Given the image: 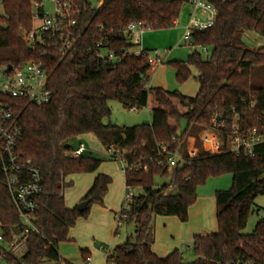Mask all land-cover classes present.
Returning <instances> with one entry per match:
<instances>
[{
    "label": "trees",
    "instance_id": "16d2710c",
    "mask_svg": "<svg viewBox=\"0 0 264 264\" xmlns=\"http://www.w3.org/2000/svg\"><path fill=\"white\" fill-rule=\"evenodd\" d=\"M79 10L74 45L65 55L51 46L28 47L20 38L31 27L29 0H4L0 17V65L22 66L34 61L45 71L46 88L52 93L48 104L0 98L16 115L21 130L16 152L19 162L39 170L42 194L34 214L37 232H29L20 256H7V264H61L58 245L68 241V233L79 219H86L92 205L103 207L111 178L98 174L81 202L86 211L68 209L63 192L72 186L71 175L95 173L101 160L84 152L73 158L71 142L82 135H93L105 149H128L125 186L140 191L123 202L118 223L132 224V235L107 254L106 264H235L247 260L264 264V217L251 234H243L255 198L264 196V145L253 148L248 157L243 149L230 151L232 126L245 134L264 125V46L249 50L243 35L253 32L264 39V0H225L215 3L214 25L192 35V52L185 62L171 63L179 84L196 71L198 91L187 97L161 88H146L150 66L129 54L132 48L126 30L140 24L147 30L174 27L186 0H103L92 6L76 0ZM103 43L102 47H98ZM208 53L203 59L201 52ZM111 53L113 60L103 57ZM109 101L126 111L147 108L150 122L141 126H115L103 121L110 116ZM215 118L218 129L212 130ZM185 127L180 130V124ZM211 131L219 151L211 154L201 135ZM178 153L180 160L169 168L157 157V145ZM68 146V148H65ZM189 148L196 149L193 157ZM151 161V162H150ZM163 165L159 166L158 162ZM147 166V171L135 165ZM223 174L232 177L231 188L216 191L215 233L196 235L191 248L195 261L186 263L174 250L165 258L152 251L154 219H188V209L197 199V189L209 178ZM167 184L154 188L155 179ZM174 188L177 194L167 191ZM22 230L2 173L0 155V234L9 240ZM83 264L88 252L81 251Z\"/></svg>",
    "mask_w": 264,
    "mask_h": 264
},
{
    "label": "built area",
    "instance_id": "2783aa9c",
    "mask_svg": "<svg viewBox=\"0 0 264 264\" xmlns=\"http://www.w3.org/2000/svg\"><path fill=\"white\" fill-rule=\"evenodd\" d=\"M92 6H98L103 0H86ZM225 0H186L191 8L189 21L185 27L183 41L193 49L191 42L195 31H204L212 27L217 18L215 3ZM3 2L0 0V9L3 11ZM31 5L30 30L21 34L22 41L30 48L48 45L65 55L74 45V33L77 24L79 10L76 0H29ZM145 28L140 24H130L126 33L130 36L132 48L129 54L144 59L150 67L163 64L157 52H150L140 47L139 37ZM247 37V36H246ZM100 43L98 47H102ZM103 57L113 60L111 53H102ZM47 77L40 63L31 61L22 66L0 65V98H14L29 101L37 106L48 104L52 93L46 88ZM131 109L130 111H136ZM212 130L218 129L215 118L210 120ZM21 130L17 123L16 115L11 108L0 101V155L2 173L6 186L18 212V218L22 230L11 234L9 240L0 234V264H7V256H20L26 248V239L29 232H37L38 228L34 221V214L38 207V198L42 194V186L39 170L23 165L19 162L16 152ZM206 135V134H205ZM203 135L201 140L209 141L210 150L219 151V142H212ZM216 138V137H215ZM232 142L230 151L239 152L241 149L248 157L253 156V148L264 145V125L253 128L245 134L239 132L236 125L232 126ZM202 140V141H203ZM217 140V139H216ZM85 152V147L79 144L71 153V157L78 158ZM110 160L118 161L124 172L128 166V149H115L110 147L106 150ZM190 157L193 155L189 154ZM157 157L165 158L169 168H173L180 160L176 152L170 155L169 148L163 144L157 145ZM151 162V161H150ZM163 165L162 161L158 162ZM136 170L147 171V166L140 163L135 165ZM131 188L125 187L123 202L133 197ZM235 264H252L247 260H238Z\"/></svg>",
    "mask_w": 264,
    "mask_h": 264
},
{
    "label": "rangeland",
    "instance_id": "374dc122",
    "mask_svg": "<svg viewBox=\"0 0 264 264\" xmlns=\"http://www.w3.org/2000/svg\"><path fill=\"white\" fill-rule=\"evenodd\" d=\"M191 13V8L188 4L184 3L181 7L180 14L176 20V25L173 28L166 30H144L143 42L146 44L147 50L150 55L153 56L157 52L158 56L163 59V64L150 70L147 74L145 87L148 88H161L169 92H178L183 96L193 97L197 93L198 84L194 77L196 76V71L191 68V76L182 84H179L175 78V70L171 63L174 61L185 62L187 56L192 52L191 49L185 41H183V36L185 32V27L189 21V14ZM3 14L0 9V16ZM247 36V37H246ZM244 47L246 49L252 50L260 46H264V39H262L257 34H246L242 38ZM203 59L208 55L206 52H201ZM108 107L110 109L109 118L105 119L103 123L105 125H115V126H141L147 125L150 122V111L147 108H143L136 111H126L122 106L116 101H109ZM185 123L180 124V130H183ZM205 137L212 142H216V135L207 131ZM203 140V139H202ZM79 144H83L86 151L95 159L101 160V167L98 168V172L107 174L112 179L111 190L109 191L108 204L106 210L104 209L103 215H99L95 211L98 209L97 205H92L88 211V216L86 219H79L77 224L73 229L70 230L69 240L65 243L58 245V253L61 258V264H83L82 252L85 246L93 245L94 247H99L102 245L104 249H99L100 254L93 255V264H104L105 255L112 250L125 243L127 237L132 235L134 227L132 224L118 223L112 216V211L110 205L115 201L119 200L120 193L124 189V178L121 165L118 161L110 160L107 156L106 150L99 144L93 135L87 134L77 137L71 142V147L73 149L77 148ZM204 147L209 150V141L203 140ZM190 150L193 148H189ZM189 151V150H188ZM215 153V149L211 150ZM104 168L106 171H104ZM84 177L83 174H78L73 176V184L71 187L65 189L64 191V201L65 204L70 208H76L80 203L81 197L84 195L82 191L84 190ZM167 178H157L154 182V188L159 189L161 186L168 183ZM92 184V183H91ZM232 177L230 174H223L217 177L209 178L203 186L197 189V198H200L201 202L204 201L205 208H208V198L214 196L216 191H227L231 188ZM121 190V191H120ZM133 195H138L139 190L133 189ZM167 194L174 196L177 194L176 189L170 188ZM210 199V198H209ZM211 208V207H210ZM194 211V210H191ZM193 213V212H191ZM190 213V214H191ZM193 215V214H192ZM102 216V217H101ZM107 216L110 217L111 228L107 223ZM264 217V196H259L255 198L252 206L251 213L249 215L243 234H251L256 223ZM162 218L169 217H156L154 219V225L157 224L158 233L157 239L161 240L163 237V227H158ZM175 218V217H170ZM178 224L185 225L181 223L177 218H175ZM192 221L194 217L192 216ZM188 231L187 226L184 227V234ZM179 252L182 255L183 261L186 263H192L195 261L196 257L193 249L189 245V241H186L178 247Z\"/></svg>",
    "mask_w": 264,
    "mask_h": 264
},
{
    "label": "crops",
    "instance_id": "0c3cea01",
    "mask_svg": "<svg viewBox=\"0 0 264 264\" xmlns=\"http://www.w3.org/2000/svg\"><path fill=\"white\" fill-rule=\"evenodd\" d=\"M174 25H176V22L174 23ZM248 33L249 34H255L253 32H247L243 36H245ZM144 34L145 33L143 32L140 35V37H139L140 47L142 49H144V50H147L146 44L143 42ZM156 67H158V66L150 67V70H152V69H154ZM149 71L147 72V74L149 73ZM147 74H146V77H147ZM197 91H198V88H197ZM206 133H204L203 135H205ZM203 135H201L200 137H202ZM202 143H203V141H202ZM208 151L211 154H216V153H213L210 149ZM85 152H87L86 149H85ZM196 152H197L196 149H191V150L189 149V151H188V153L193 155V156L196 154ZM99 167H101V164H100ZM104 171H106L105 168H104ZM106 173L107 174H104L102 172L99 173L98 170H97L95 173H92V174H83V175H85L84 181H83L84 190L82 191V193H84V195L81 197L80 201L83 199L85 194L89 191V189L91 188V186L93 184V181H94L95 177L98 174H104V175L110 177L108 175V171ZM73 176H75V175H71V176L67 177L65 181L66 182H72V184H73V180H72ZM123 178H124V172H123ZM111 185H112V179H111ZM111 185L108 188L107 194L111 190L110 189ZM125 187L126 186H125V180H124V189H123V191L120 190L121 193H120L119 200L118 201L115 200L110 205V208H108V209H110L112 211V213H113L112 216L115 219V221H117V214L119 213V211H120V209L122 207V204H123ZM107 194L104 197V205H103V207L98 206V209L95 211L99 215H103V217H104L103 211H104V209L105 210L107 209L106 206L108 204V201L110 200V199H108V195ZM63 197H64V192H63ZM209 198H208L207 202H208V206H209L208 209L210 211L206 210V208H205L206 205H205L204 201L201 202L200 198H197L195 204L188 209V219H187V222H186L185 225L178 224V222L176 221L175 218H170V217L169 218H162V220L160 221V224L158 225V227H160V228H161V225L163 227V232H162L163 237L161 238V240L157 239V237H158L157 236L158 228H157V224L154 225V243L151 246V251L158 258H165L169 253H171L174 250H177L179 252L178 247L180 245H182L183 243H185L186 241H189V245L191 247L192 239L196 235H205V234H211V233H215L216 232L217 226H216V220H215V201H214V196L209 197ZM64 203H65V201H64ZM65 206L68 209H72V208L68 207L66 204H65ZM191 210H194V211H191ZM191 212H193V213H191ZM192 216L194 217V221H192ZM106 218H107V223L108 224L110 222L112 223V221L110 220L109 216H107ZM77 222H76V224H77ZM109 226L111 228V224H109ZM185 226H187V228H188V231H187L186 234H184V227ZM69 236H70V231L68 233V240H69ZM99 249H104V247L102 245H100L99 247H94L93 245L92 246L91 245L85 246L84 251L88 252V264H93V255L95 256L96 254H100L99 251H98ZM107 254H109V252ZM107 254L105 255L104 264H106Z\"/></svg>",
    "mask_w": 264,
    "mask_h": 264
},
{
    "label": "water",
    "instance_id": "95a60500",
    "mask_svg": "<svg viewBox=\"0 0 264 264\" xmlns=\"http://www.w3.org/2000/svg\"><path fill=\"white\" fill-rule=\"evenodd\" d=\"M19 36L21 38V34ZM65 148H68V146H66ZM87 206H88V202L87 201H83L76 207V209H77L78 212H84V211H86Z\"/></svg>",
    "mask_w": 264,
    "mask_h": 264
}]
</instances>
